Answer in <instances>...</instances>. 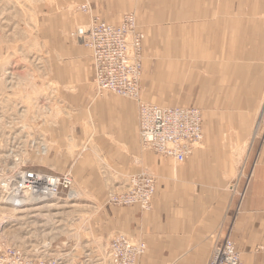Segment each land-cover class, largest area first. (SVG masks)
Here are the masks:
<instances>
[{
  "label": "crops",
  "instance_id": "crops-1",
  "mask_svg": "<svg viewBox=\"0 0 264 264\" xmlns=\"http://www.w3.org/2000/svg\"><path fill=\"white\" fill-rule=\"evenodd\" d=\"M46 3L69 64L83 62V69L87 62L91 80L90 55L68 34L94 17L116 25L134 14L144 35L140 99L204 111L200 147L177 164L141 148L137 103L91 96L85 71L77 79L86 92L58 96L47 158L36 166L47 174L69 172L86 197L91 218L84 227L92 239L84 246L99 252L92 258L104 256L114 234H124L146 244L140 264H207L227 238L243 264H264V139L253 131L264 93V0ZM81 5L89 13H80ZM143 172L156 180L149 211L107 204L109 194L124 192L129 177Z\"/></svg>",
  "mask_w": 264,
  "mask_h": 264
},
{
  "label": "rangeland",
  "instance_id": "rangeland-1",
  "mask_svg": "<svg viewBox=\"0 0 264 264\" xmlns=\"http://www.w3.org/2000/svg\"><path fill=\"white\" fill-rule=\"evenodd\" d=\"M46 1L0 0V172L3 174L9 166L27 161L28 166L40 165L41 160L47 158V155L35 157L24 151L32 141L39 139H44L49 147L47 140L58 108V96H79L87 91L78 84L80 73L82 76L85 71L86 88L91 96H113L95 93L87 62L83 69V62L81 66L71 67L70 56L67 57L63 47L64 38L52 22V6ZM82 6L88 11H83ZM77 9L80 13H89L87 5ZM87 26L76 27L68 38L75 44L77 41L89 58L87 49L76 40L77 30ZM144 59L145 53L141 79ZM262 95L255 116L264 98V93ZM197 108L204 117L203 109L198 105ZM87 205L86 197L78 194L74 201H66L61 196L26 209H16L4 202L0 192V253L15 247L31 257L61 258L63 264H79L86 254H98L84 246L92 239L84 227L91 218V207ZM115 236L117 234L105 244L104 256L95 257L91 264L105 261L108 246Z\"/></svg>",
  "mask_w": 264,
  "mask_h": 264
},
{
  "label": "built area",
  "instance_id": "built-area-1",
  "mask_svg": "<svg viewBox=\"0 0 264 264\" xmlns=\"http://www.w3.org/2000/svg\"><path fill=\"white\" fill-rule=\"evenodd\" d=\"M82 10L87 9L82 6ZM76 37L90 51L95 93L112 94L136 102L141 147L155 156L183 164L201 145L203 114L197 107L163 108L139 99L143 35L137 30L135 18L125 15L119 26H113L94 17L86 29L77 30ZM258 113L253 127L254 138L264 139V98ZM24 153L44 157L48 154V145L44 139L32 141ZM28 164V161L22 162L19 166H9L4 174L0 172V192L8 205L11 203L14 208L31 206L61 196L66 201L76 200L71 194L74 180L69 173L47 174L35 169L36 165ZM155 193V178L143 172L129 177L124 192L109 194L107 204L146 212L152 207ZM244 193L245 189L237 192L238 198L242 199ZM9 197L16 201L7 200ZM108 247L101 264H138L146 251L141 239L122 234H117ZM61 261V258L31 257L15 247L0 253V264H63ZM80 264L89 263L83 260ZM207 264L243 263L235 243L225 239L213 247Z\"/></svg>",
  "mask_w": 264,
  "mask_h": 264
},
{
  "label": "bare ground",
  "instance_id": "bare-ground-1",
  "mask_svg": "<svg viewBox=\"0 0 264 264\" xmlns=\"http://www.w3.org/2000/svg\"><path fill=\"white\" fill-rule=\"evenodd\" d=\"M125 15H132L134 18H135V16H134V14H131V13H127V14H124L123 16H122V18L125 16ZM136 19V18H135ZM104 21V20H103ZM121 21H122V19H121ZM121 21L118 23V24H116V25H113V24H109V25H113V26H119L120 25V23H121ZM105 22V21H104ZM106 23V22H105ZM108 24V23H107ZM137 26V25H136ZM137 30L143 35V33L138 29V27H137ZM143 40H144V35H143V39H142V51H143V54H144V47H143ZM142 61H143V56H142ZM141 75H142V73H141ZM140 83H141V77H140ZM109 95H112V94H109ZM113 96H115V95H113ZM120 98V97H119ZM139 99H140V85H139ZM128 100V99H127ZM152 105H154V104H152ZM157 106V105H156ZM177 107V106H176ZM163 108H170V107H163ZM186 108H190V107H186ZM203 114V113H202ZM258 116H259V113H257V117H256V119L258 120ZM141 146V145H140ZM200 147V146H199ZM198 147V148H199ZM142 148V147H141ZM197 148V149H198ZM143 149V148H142ZM196 149V150H197ZM144 150V149H143ZM196 150H194V151H196ZM194 153V152H193ZM192 153V154H193ZM191 157V156H190ZM71 194L72 195H74L75 197H76V199L78 198V191H77V189L75 188V186H73V189L71 190ZM7 200H11V201H16L15 200V198H13V197H9ZM22 203H24V202H22ZM11 206H13L11 203H9ZM25 204V203H24ZM31 206H35V204H31ZM28 207H30V206H26V205H24V206H22V207H17L16 209H26V208H28ZM13 211V210H12ZM18 211H20V210H18ZM24 211V210H23ZM26 211V210H25ZM14 212H16V211H14ZM20 212H22V211H20ZM20 212H16V213H19V214H21ZM228 239V238H227ZM231 240V239H230ZM146 245V244H145ZM146 250H147V246H146ZM145 253H146V251H145ZM144 253V254H145ZM212 253V252H211ZM143 254V255H144ZM142 255V256H143ZM142 256H141V258H142ZM210 256H211V254H210ZM210 256H209V258H210ZM140 258V259H141ZM241 259V258H240ZM83 260H87V262L89 263V264H91V262L93 261V260H95V258H92V257H90L89 256V254H86L85 256H83L82 258H81V260H80V263H82L83 262ZM208 261H209V259H208ZM79 263V264H80ZM138 264H140V260H139V262H138Z\"/></svg>",
  "mask_w": 264,
  "mask_h": 264
}]
</instances>
